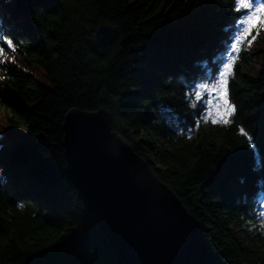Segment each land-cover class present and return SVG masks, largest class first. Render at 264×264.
<instances>
[{
	"label": "trees",
	"instance_id": "obj_1",
	"mask_svg": "<svg viewBox=\"0 0 264 264\" xmlns=\"http://www.w3.org/2000/svg\"><path fill=\"white\" fill-rule=\"evenodd\" d=\"M232 5L57 0L28 10L0 0V29L17 45L6 52L40 71L0 65L3 121L25 134L0 158V264H116L64 159L65 115L100 108L181 199L215 264H264V50L250 77L256 54L242 48L230 123L197 127L203 105L189 95L222 67L241 17Z\"/></svg>",
	"mask_w": 264,
	"mask_h": 264
},
{
	"label": "water",
	"instance_id": "obj_2",
	"mask_svg": "<svg viewBox=\"0 0 264 264\" xmlns=\"http://www.w3.org/2000/svg\"><path fill=\"white\" fill-rule=\"evenodd\" d=\"M43 1L57 0H15L28 10ZM62 131L70 179L116 264H215L200 225L149 162L111 130L108 111H69Z\"/></svg>",
	"mask_w": 264,
	"mask_h": 264
},
{
	"label": "snow or ice",
	"instance_id": "obj_3",
	"mask_svg": "<svg viewBox=\"0 0 264 264\" xmlns=\"http://www.w3.org/2000/svg\"><path fill=\"white\" fill-rule=\"evenodd\" d=\"M232 6L236 12L241 13V17L238 18L240 27L236 35L230 38L231 42L225 50V59L221 61L222 67L218 66V75L212 76L207 82H193L192 90L189 93L200 102V104H192L194 109L203 105L199 113L200 118L195 121L197 127L201 120L214 125L230 123L229 118L235 115L236 106L228 101V81L234 77V68L245 42L250 48L253 41L257 39L259 30L264 28V0H259V2L257 0H233ZM254 30L257 35H252ZM249 36L252 37L250 40ZM6 49L15 53L17 45L0 29V65L6 66L8 63ZM12 62H15L14 59ZM188 132L190 133L191 129H188ZM240 133L248 137L250 143L252 142V138L243 127H240ZM261 227L264 228V221H262Z\"/></svg>",
	"mask_w": 264,
	"mask_h": 264
},
{
	"label": "rangeland",
	"instance_id": "obj_4",
	"mask_svg": "<svg viewBox=\"0 0 264 264\" xmlns=\"http://www.w3.org/2000/svg\"><path fill=\"white\" fill-rule=\"evenodd\" d=\"M255 35H257V33ZM248 49H251L252 52L254 54H256V57L254 55L255 63H254L253 68L251 69V72H250V77H255V75L259 69V64L262 62V54L261 53L264 50V28H261L259 30V35H257V39L255 41H253L251 47ZM7 59H8V62L16 65L18 67V69H20V70L29 71V72L34 71V72L40 74V71L38 69L33 70V68H31V70H29L28 67L25 68V66L23 65L24 63L21 61V59H19V60L14 59L15 62L13 63L12 62L13 58L9 54H8ZM1 82L2 81L0 78V86H1ZM24 138H25V134L23 132L20 133L18 131H15L12 127L7 125L3 121L2 111L0 109V156H1L0 158L4 157L8 153V151L12 148L13 145L22 141ZM262 213H264V205L261 203L260 209H259L258 224H260L261 221H264V215H262ZM236 226L239 227L238 224H236ZM252 237H253V235H250L249 239L251 240Z\"/></svg>",
	"mask_w": 264,
	"mask_h": 264
},
{
	"label": "bare ground",
	"instance_id": "obj_5",
	"mask_svg": "<svg viewBox=\"0 0 264 264\" xmlns=\"http://www.w3.org/2000/svg\"><path fill=\"white\" fill-rule=\"evenodd\" d=\"M43 2H48V1H43ZM43 2H41V3H43Z\"/></svg>",
	"mask_w": 264,
	"mask_h": 264
}]
</instances>
